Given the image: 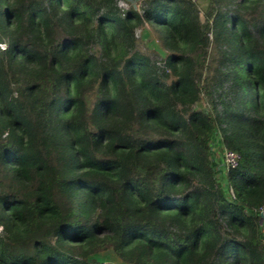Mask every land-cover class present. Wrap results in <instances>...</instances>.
<instances>
[{"label":"trees","instance_id":"1","mask_svg":"<svg viewBox=\"0 0 264 264\" xmlns=\"http://www.w3.org/2000/svg\"><path fill=\"white\" fill-rule=\"evenodd\" d=\"M263 209L264 0H0V264H264Z\"/></svg>","mask_w":264,"mask_h":264},{"label":"rangeland","instance_id":"2","mask_svg":"<svg viewBox=\"0 0 264 264\" xmlns=\"http://www.w3.org/2000/svg\"><path fill=\"white\" fill-rule=\"evenodd\" d=\"M198 5L200 6V8L203 10L205 9L206 5H207V0H196ZM123 4V3H121ZM142 41L143 43L145 42V44H147L148 46H154L155 43V38H153V35L151 34V32L149 30H146L142 33ZM218 157H222V151L218 153ZM261 221L263 220L264 221V215L262 214V211H261Z\"/></svg>","mask_w":264,"mask_h":264},{"label":"built area","instance_id":"3","mask_svg":"<svg viewBox=\"0 0 264 264\" xmlns=\"http://www.w3.org/2000/svg\"><path fill=\"white\" fill-rule=\"evenodd\" d=\"M238 155L230 150H223V161L226 165L235 166L237 163ZM2 226L0 225V230Z\"/></svg>","mask_w":264,"mask_h":264},{"label":"water","instance_id":"4","mask_svg":"<svg viewBox=\"0 0 264 264\" xmlns=\"http://www.w3.org/2000/svg\"><path fill=\"white\" fill-rule=\"evenodd\" d=\"M262 214L264 215V209L262 210Z\"/></svg>","mask_w":264,"mask_h":264}]
</instances>
